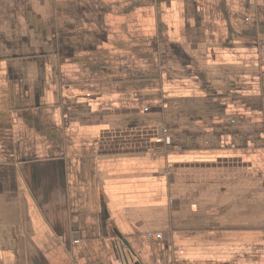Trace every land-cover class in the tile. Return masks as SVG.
Instances as JSON below:
<instances>
[{"label":"crops","instance_id":"crops-1","mask_svg":"<svg viewBox=\"0 0 264 264\" xmlns=\"http://www.w3.org/2000/svg\"><path fill=\"white\" fill-rule=\"evenodd\" d=\"M0 264H264V0H0Z\"/></svg>","mask_w":264,"mask_h":264},{"label":"water","instance_id":"water-1","mask_svg":"<svg viewBox=\"0 0 264 264\" xmlns=\"http://www.w3.org/2000/svg\"><path fill=\"white\" fill-rule=\"evenodd\" d=\"M124 244H126L127 246L129 245L128 241L125 239V240H122ZM117 247V246H116ZM118 251H119V254L121 256V258L123 259L122 261H124L125 263H127V255L125 253V251L120 248L119 246L117 247Z\"/></svg>","mask_w":264,"mask_h":264},{"label":"built area","instance_id":"built-area-1","mask_svg":"<svg viewBox=\"0 0 264 264\" xmlns=\"http://www.w3.org/2000/svg\"><path fill=\"white\" fill-rule=\"evenodd\" d=\"M158 239H162V236L161 235H158Z\"/></svg>","mask_w":264,"mask_h":264}]
</instances>
